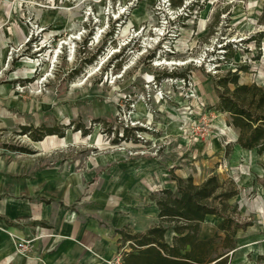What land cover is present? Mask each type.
I'll use <instances>...</instances> for the list:
<instances>
[{"label": "rangeland", "instance_id": "rangeland-1", "mask_svg": "<svg viewBox=\"0 0 264 264\" xmlns=\"http://www.w3.org/2000/svg\"><path fill=\"white\" fill-rule=\"evenodd\" d=\"M259 33L264 0H0V264L51 229L32 220L43 205L111 238L139 227L98 213L157 226L162 191L213 176L238 192L227 264H264V156L237 145L216 85L236 72L264 91Z\"/></svg>", "mask_w": 264, "mask_h": 264}, {"label": "trees", "instance_id": "trees-1", "mask_svg": "<svg viewBox=\"0 0 264 264\" xmlns=\"http://www.w3.org/2000/svg\"><path fill=\"white\" fill-rule=\"evenodd\" d=\"M263 36L264 33H259L253 39L258 48ZM230 83L232 90L224 80L216 82L223 89L218 97V110L230 115L231 125L238 130L240 149L264 156V91L256 85L239 84L236 72L231 75ZM46 135L63 137L59 130L48 131ZM42 136L45 135L31 138L41 142ZM237 194L233 184L226 187L215 176L201 185H195L191 177L177 179V195L164 190L155 201L160 225L144 234L122 233L123 240L131 242V251L123 254L122 264H227L229 253L235 250L236 231L242 228L229 215L228 202ZM208 215L222 220L214 237L202 241L200 227ZM169 229L173 232L171 245L164 240ZM216 240L222 243L223 252L212 258L210 247Z\"/></svg>", "mask_w": 264, "mask_h": 264}, {"label": "crops", "instance_id": "crops-1", "mask_svg": "<svg viewBox=\"0 0 264 264\" xmlns=\"http://www.w3.org/2000/svg\"><path fill=\"white\" fill-rule=\"evenodd\" d=\"M236 139L237 135H235V141ZM72 200L68 199L67 204L73 202ZM81 213L84 216L86 215L83 211ZM32 215V220L47 222L52 227L49 230H35V234L30 233L33 238L25 244L26 256L22 260L23 264H104L113 259L118 251L121 254L131 251V242H125L123 240V232L126 231L129 234H144L151 228H144L143 225L147 221L129 216L123 217L119 214H115L117 217L109 216L107 211L101 214L98 213L100 219H104L115 228H119L130 222L139 227V230L135 233H131L125 228L122 229L123 231L116 229L117 235L110 238L108 230L97 227L96 224L95 226L86 228L83 222L81 223V221L77 220L76 215H70V212L64 209H61V211L51 210L49 206L43 205L42 208H37V211ZM10 219H13V217L10 216ZM80 219L83 221V218L80 217ZM86 221L88 222L90 220L84 219V222ZM220 222V218L211 215L206 216L200 227L199 239L204 241L213 238ZM27 229L26 227L25 231ZM22 232H20L21 237H28V235ZM9 233H13L12 230ZM171 236L173 237V232ZM165 242L171 245L172 239L171 243ZM4 248L3 251L0 250L1 256L7 247L4 246ZM14 261H16L15 258L10 263Z\"/></svg>", "mask_w": 264, "mask_h": 264}, {"label": "built area", "instance_id": "built-area-1", "mask_svg": "<svg viewBox=\"0 0 264 264\" xmlns=\"http://www.w3.org/2000/svg\"><path fill=\"white\" fill-rule=\"evenodd\" d=\"M25 244H27V241H24L23 243H19V246L22 250L26 251ZM122 257L123 254L116 255L113 259L105 262V264H122Z\"/></svg>", "mask_w": 264, "mask_h": 264}, {"label": "bare ground", "instance_id": "bare-ground-1", "mask_svg": "<svg viewBox=\"0 0 264 264\" xmlns=\"http://www.w3.org/2000/svg\"><path fill=\"white\" fill-rule=\"evenodd\" d=\"M127 32H128V29L126 28L124 33H123V36H126V34H128ZM249 249H252V247H250ZM254 250H255V247H254Z\"/></svg>", "mask_w": 264, "mask_h": 264}, {"label": "water", "instance_id": "water-1", "mask_svg": "<svg viewBox=\"0 0 264 264\" xmlns=\"http://www.w3.org/2000/svg\"><path fill=\"white\" fill-rule=\"evenodd\" d=\"M234 252H232L231 254H233Z\"/></svg>", "mask_w": 264, "mask_h": 264}]
</instances>
